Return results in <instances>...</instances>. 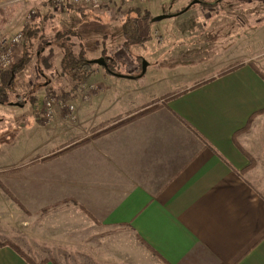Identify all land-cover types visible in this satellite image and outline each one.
I'll use <instances>...</instances> for the list:
<instances>
[{
	"label": "crops",
	"instance_id": "crops-1",
	"mask_svg": "<svg viewBox=\"0 0 264 264\" xmlns=\"http://www.w3.org/2000/svg\"><path fill=\"white\" fill-rule=\"evenodd\" d=\"M17 1L0 0V8ZM244 13L249 22L264 14ZM218 17L228 18L236 40L217 54L222 59L189 74L204 80L179 85L181 77L168 78L172 87L160 97L179 96L102 135L108 128L12 165L1 183L32 213L70 202L110 234L108 241L115 233L114 249L100 247L102 264H264V49L251 44L250 23L242 35L232 31L236 12ZM206 28L191 25L183 38L193 48ZM180 49L166 48L164 56H182ZM233 65L239 67L220 74ZM57 121L53 139L62 135ZM0 264L32 263L0 241Z\"/></svg>",
	"mask_w": 264,
	"mask_h": 264
},
{
	"label": "rangeland",
	"instance_id": "rangeland-1",
	"mask_svg": "<svg viewBox=\"0 0 264 264\" xmlns=\"http://www.w3.org/2000/svg\"><path fill=\"white\" fill-rule=\"evenodd\" d=\"M180 1L111 4L100 11H85L87 13L60 7L58 10L52 0H20L1 7L6 22L0 36L23 30L26 14L31 9L38 12L34 22L42 34L28 47L31 59L23 69L14 72L6 88L8 102L0 103V176L12 165L62 148L74 140L92 137L95 128L104 122L123 116L106 127L109 128L161 104L165 96L160 95L172 87L168 78L181 77L179 85H193L204 80L206 74H189L199 73L209 63L213 65L222 59L217 54L226 51L236 40L231 39L235 34L228 33V18L218 17L220 12H236L238 17L234 18L240 21L232 18L229 22L232 31L238 34L241 32L242 35L244 25L250 23L251 44L259 51L264 49V14L259 13L249 22L244 13L264 12V0H221L216 5H209L208 0H195L183 7ZM135 7L150 10L154 15L150 20L140 22L141 37L147 34L150 38L138 44L127 41L123 26L124 19L134 14L130 10ZM176 12H208L212 17L199 15L190 19L184 14L175 15ZM221 23L225 27H219ZM191 25L207 27L205 32L198 30V44L194 49L191 47L194 44L183 38L189 35L183 32ZM67 29L79 33V38L72 39V46L68 41L55 40L57 32ZM178 46L182 56L174 53L164 56L166 48ZM71 47L75 53L83 48L90 61H105V64L95 63V74L77 91L62 62L64 53L70 52ZM21 52L20 62L26 52L25 43ZM106 63L114 74H110ZM154 79L161 80L154 84ZM89 84L105 87V91L94 92L96 94L88 102H82V90ZM48 92L77 107L70 119L59 115L57 131L62 135L57 139L52 138L55 127H45L40 120ZM66 93H69L67 100L63 98ZM76 94L77 98L71 99ZM152 102L154 105L143 108ZM129 112L132 114L127 115ZM260 132L264 135V130ZM262 189L264 191V186ZM114 235L108 241L110 234L73 203L32 213L0 185V241L18 246L32 259L50 258L57 264H102L100 247L104 244V248L114 249Z\"/></svg>",
	"mask_w": 264,
	"mask_h": 264
},
{
	"label": "trees",
	"instance_id": "trees-1",
	"mask_svg": "<svg viewBox=\"0 0 264 264\" xmlns=\"http://www.w3.org/2000/svg\"><path fill=\"white\" fill-rule=\"evenodd\" d=\"M199 2H204L202 0H198ZM221 0H208V4L209 5H216L217 3H219ZM71 9V7H69ZM79 11H84L83 9H80ZM87 13V12H85ZM130 13H134L133 15H128L125 19H124V34L127 38V41L129 43H135L138 44L144 40H146V38L141 37L140 35V22L143 20H150L152 18V14L150 10H142L139 7H135L133 9L130 10ZM0 16L2 17L0 19V30L2 29V27L4 26L6 20L4 19V15L2 14V9L0 8ZM23 33H24V37H25V45H26V52L24 55L23 60L18 64L17 68H16V72L23 69L24 66L28 63V61L31 59V57L29 56V52H28V47L32 45V42L34 40H37L39 38V36H41V29L38 26L37 23H35L34 21H32L31 23H26L24 28H23ZM74 38H79V33L75 30L72 29H67L64 31H59L57 32L56 36H55V40L57 42H64V41H68L69 43H71V46L73 45V40ZM71 41V42H70ZM62 62H63V69L65 70V72H67V74L70 76V78L73 80L74 85H73V89L74 90H81V85L90 80L92 78V76L95 74L96 72V65L93 61H90L89 59L86 58L85 54H84V50L83 48H80L79 53H75L72 50L71 47V51L70 52H65L63 57H62ZM106 67L109 70L110 73L114 74V72L110 69L109 65L106 63ZM237 67H239V65H233L228 67L225 70H222L220 74L232 71L234 69H236ZM14 73H3L0 75V103H7L8 102V95L6 93V88L7 86L11 83V80L13 78ZM261 75L264 77V74L261 73ZM188 89L184 90L187 91ZM79 93V92H78ZM77 93V94H78ZM182 93V92H181ZM181 93H172V94H168L165 96L163 102L160 105H163L164 103L168 102L169 100H171L172 98L179 96ZM74 95V98L71 99H76L78 95ZM63 98L65 100L69 99V93H66ZM155 102H152L150 104L145 105L143 108L146 107H150L152 105H154ZM152 111V110H150ZM149 111V112H150ZM132 114V112H129L127 115ZM145 114V113H143ZM141 114V115H143ZM123 118V116H118L116 118H114L113 120L109 121V122H104L102 124H100L97 128H95V132L98 130H101L103 128H106L108 126H110L113 123L118 122L119 120H121ZM134 118L129 119L127 121H123L120 124H117L113 127H110L108 129H106L105 131H103L102 133L98 134L102 135L124 123L130 122L132 121ZM78 146L75 145L73 147H71L70 149H73L74 147ZM68 149V150H70ZM67 151V150H65ZM63 151V152H65ZM62 152V153H63ZM38 160H34L32 162H30L27 165H24L22 167L16 168V169H12L10 170V172H18L30 165H33L35 163H37ZM1 183V182H0ZM4 190L9 193L20 205H22L24 208L25 206L18 200L17 197H15L13 194H11V192L1 183L0 184ZM11 246H13V248H15L21 255H23L24 257L27 258V260L32 263V264H45L47 262L46 259L42 260L41 262L36 263L32 258L28 257L18 246L11 244Z\"/></svg>",
	"mask_w": 264,
	"mask_h": 264
},
{
	"label": "built area",
	"instance_id": "built-area-1",
	"mask_svg": "<svg viewBox=\"0 0 264 264\" xmlns=\"http://www.w3.org/2000/svg\"><path fill=\"white\" fill-rule=\"evenodd\" d=\"M148 0H52L53 5L58 8L83 9L85 11H100L111 4L130 5L133 2L145 3ZM36 9H31L25 17L26 23H31L37 17ZM25 43L23 31L16 33H5L0 36V75L3 73H14L21 59V51ZM97 91H105V87L96 84L84 85L80 100L88 102ZM77 111L76 105L58 99L53 93L48 92L44 101V107L40 113L43 126L51 127L57 121L59 115L63 119H70Z\"/></svg>",
	"mask_w": 264,
	"mask_h": 264
},
{
	"label": "water",
	"instance_id": "water-1",
	"mask_svg": "<svg viewBox=\"0 0 264 264\" xmlns=\"http://www.w3.org/2000/svg\"><path fill=\"white\" fill-rule=\"evenodd\" d=\"M160 18V17H159ZM94 63H100V64H105V61H104V59H100V60H95V61H93ZM146 70V67H144V71ZM17 105H19V104H17Z\"/></svg>",
	"mask_w": 264,
	"mask_h": 264
}]
</instances>
